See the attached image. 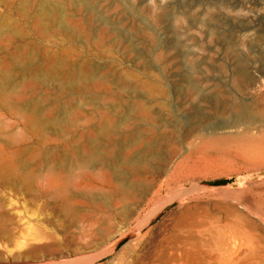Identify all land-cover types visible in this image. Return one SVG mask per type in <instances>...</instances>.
Returning a JSON list of instances; mask_svg holds the SVG:
<instances>
[{
    "label": "rangeland",
    "instance_id": "rangeland-1",
    "mask_svg": "<svg viewBox=\"0 0 264 264\" xmlns=\"http://www.w3.org/2000/svg\"><path fill=\"white\" fill-rule=\"evenodd\" d=\"M16 1L0 4L1 21L8 20L0 30V77L13 63L10 85L21 86L14 96L38 98L42 114L59 118L38 131L40 140L34 135L37 173L51 166L77 186L70 183L67 206L41 179L27 192L0 178V264H228L231 251L247 244L264 260V0H54L67 21L56 12L36 25L38 7L8 9ZM47 64L54 72L43 84L33 75ZM79 70L94 78L71 93L65 80ZM27 79L34 88L24 92ZM14 120L21 130V120L0 117L3 136ZM237 176L223 186L202 183ZM122 183L132 199L116 193ZM159 185L161 206L169 205L135 232L155 209L141 200Z\"/></svg>",
    "mask_w": 264,
    "mask_h": 264
},
{
    "label": "bare ground",
    "instance_id": "bare-ground-1",
    "mask_svg": "<svg viewBox=\"0 0 264 264\" xmlns=\"http://www.w3.org/2000/svg\"><path fill=\"white\" fill-rule=\"evenodd\" d=\"M6 1V0H5ZM19 1V3L17 2V4H19L18 6L17 5H11V4H9V7H8V9H12L14 6H16V8L17 9H14L15 11H18V13H19V11L21 12L22 10V13L24 12V10H26L28 7H30V6H32V5H34V6H36V7H38L37 8V13H36V15H35V22H34V24L35 23H40V24H44L43 22H45V21H52L55 17H57V15H59L60 16V18L61 19H63L64 18V20H65V18L67 19V17H65L66 15L64 14L65 12H64V10H63V6L62 5H60L59 3H57V2H55L54 0H36V1H33V0H22L21 2H20V0H18ZM72 1V0H71ZM80 2H83L84 4H87V0H80ZM3 3H5L4 2V0H0V4H3ZM10 3H12V2H10ZM78 3V2H77ZM88 3H90V1L88 2ZM91 4H93L92 2H91ZM89 5L88 7H87V9L89 10V11H93L94 13H95V15L96 16H98L99 17V19H100V14H99V11H98V9H96L93 5ZM75 5V4H74ZM82 5L83 4H81L80 6L82 7ZM8 6V5H7ZM87 6V5H86ZM33 7V6H32ZM97 8H98V6H96ZM29 9V8H28ZM66 10V9H65ZM56 12H58V14H56V16L54 17V15L55 14H53V13H56ZM4 13V12H3ZM3 13L1 14L0 13V30L1 29H6L7 28V23L6 22H8V20L5 18V21H1L2 19H3V17H2V15H3ZM21 13V14H22ZM26 13H27V11H26ZM25 13V14H26ZM92 13V12H91ZM5 14H7V13H5ZM24 14V15H25ZM93 14V13H92ZM103 14V13H102ZM20 15V14H19ZM23 15V16H24ZM33 15V14H32ZM26 16V15H25ZM24 16V21H26V23L28 22L31 26H32V21H31V19H30V17L29 18H27V16L25 17ZM31 16V15H30ZM64 16V17H63ZM102 16V15H101ZM21 17V16H20ZM32 17V16H31ZM87 17V16H86ZM90 17H92V16H90ZM103 17V16H102ZM88 18V17H87ZM23 19V18H22ZM59 19V18H58ZM96 19V18H95ZM102 19V18H101ZM106 19V18H105ZM11 20H13V19H10V21ZM109 20V19H108ZM67 20H65V22H66ZM87 21H89V20H87ZM101 21V20H100ZM106 20H104V22H105ZM53 22H55V21H53ZM61 22V21H60ZM60 22L58 23V24H60ZM63 22V21H62ZM65 22H63V23H65ZM83 22V21H82ZM90 22V21H89ZM91 22H93V21H91ZM99 22V21H98ZM103 22V23H104ZM25 23V22H24ZM94 23V22H93ZM113 23V22H112ZM112 23H110V25H112ZM33 24V25H34ZM48 24V23H47ZM49 24H51V23H49ZM62 24V23H61ZM89 24V23H88ZM90 24H92V23H90ZM106 24H108L107 23V21H106ZM9 25V24H8ZM36 25V24H35ZM46 25V24H45ZM86 25V24H85ZM11 26H12V24H11ZM10 26V27H11ZM31 26H29L30 28H31ZM41 27L42 26H44V25H40ZM67 26H69V25H67ZM92 26V25H91ZM41 27H39V29L41 28ZM55 27V26H54ZM61 27V26H60ZM63 27V26H62ZM35 28L37 29V27L35 26ZM8 29V28H7ZM43 29V28H42ZM47 29V28H46ZM49 29V28H48ZM64 29V28H63ZM67 29V28H66ZM18 29H16V31H17ZM41 30V29H40ZM39 30V31H40ZM4 31V30H3ZM66 31V30H65ZM6 32V31H5ZM5 32H4V34H5ZM9 31L7 30V33H8ZM15 34L18 32H15V30L13 31ZM12 32V33H13ZM45 32V31H44ZM43 32V30L41 31V34H43L44 33ZM68 32V31H67ZM72 32H73V30L71 31V35H74L75 34V32H73L74 34H72ZM23 32H21V34H22ZM25 33V32H24ZM40 33V32H39ZM66 33V32H65ZM1 34V33H0ZM4 34H2L3 36H5ZM17 34H19V33H17ZM21 34H19V35H21ZM26 34V33H25ZM47 34H48V30H47ZM50 34V33H49ZM70 34V33H69ZM8 35V34H7ZM9 35H12L11 37H13V36H15V35H13V34H10L9 33ZM19 35H18V37H19ZM27 35V34H26ZM71 35H69V36H71ZM79 35H80V32H79ZM79 35H77V36H79ZM24 36V35H23ZM0 37H1V35H0ZM17 37V38H18ZM67 37V36H66ZM22 38V37H21ZM129 39V38H128ZM19 40V39H18ZM18 40H16V41H18ZM27 40H28V38H27ZM130 40V39H129ZM79 41V40H78ZM132 41V40H131ZM31 42V41H30ZM71 42V41H70ZM22 43V42H21ZM24 44L25 43H27V42H23ZM132 43V42H131ZM16 44L17 43H15V46H16ZM30 44V43H29ZM23 45V44H22ZM9 46V45H8ZM25 46H27V44L25 45ZM25 46H22L21 48H23V47H25ZM28 47V46H27ZM17 49H18V46H17ZM27 48H25L23 51H25ZM13 51H15L14 50V48H13ZM17 51V50H16ZM15 51V52H16ZM32 51V50H31ZM18 52V51H17ZM34 52V51H33ZM20 53H24V52H21L20 51ZM4 54H5V52H4ZM8 54H10V53H8ZM21 54V55H22ZM32 54H34V53H32ZM31 54V55H32ZM15 55H18V58H17V61L15 60V57H14V55H11V59H12V56L14 57V59L13 60H15L14 62L16 63V62H18V59L20 58L19 56V53L17 54H15ZM26 55V54H25ZM5 57H6V54L4 55ZM54 56L56 57V55L54 54ZM17 57V56H16ZM28 57H31L30 55L28 56ZM47 57H49V56H47ZM58 57V56H57ZM32 58V57H31ZM31 58H29V59H31ZM6 59V58H5ZM10 59V60H11ZM33 59V58H32ZM31 59V60H32ZM12 60V61H13ZM25 60H27V59H24L23 61H25ZM53 60V59H52ZM6 61H8V59L6 60ZM11 61V62H12ZM22 61V60H21ZM46 61H48V59L46 60ZM54 62H53V65H55V58H54V60H53ZM1 64L0 65H2V67H3V64H2V62H0ZM19 63V62H18ZM45 63H47V62H45ZM51 63V62H50ZM88 63V62H87ZM92 63V62H91ZM13 64V63H12ZM11 63H7L6 62V70L4 71V72H2L3 74L1 75V77H0V110H2L3 111V114H5L6 116H10V117H12V118H15V119H19V120H21L22 121V127H21V130H17L16 128V126H15V122L16 121H18V120H14V122H12L11 123V121H10V123L8 124V122L6 123V122H4L3 123V126L5 127L6 125L8 126V130H6L7 131V133L5 132V135L3 136L2 135V131H1V124H0V178L2 179V180H4V181H7L10 185L11 184H13V186L14 185H18L19 186V184H22V185H24L25 187H26V191L27 192H30V191H32L31 189L32 188H34V187H32L33 186V184L34 183H36V182H38V181H40V179L41 180H43L44 182H45V184L47 185V190H46V193H48V191H49V189H52V188H55V193L52 195V194H50V195H52V197L54 196V198H62V200H64L65 199V202H67L66 201V199H68L69 200V198H70V196L68 195L69 194V187H70V185L73 183V185H74V187L75 186H77V182L75 183L73 180L74 179H71L72 177H71V175L70 174H68L69 176H70V178H69V176H67V175H64V173L62 172V171H60L59 170V172H62V173H60V174H58L57 172H54L52 169H50L51 168V166H49L50 168H48V167H46L47 168V170L44 172H40L42 169H40V171L37 173V171H36V169H35V167H34V165H35V150H34V135H37V139H39V136H38V131L40 132V130H43V129H47V127L50 125V124H52L53 123V121H54V124H55V121L56 120H58L59 118H57L56 119V117H55V119L52 121V120H50L49 119V117L47 116V115H45V114H42L39 110H42V104H41V102L42 101H40L38 98H34V97H32L31 98V96L30 97H26V96H28V95H26V96H24V97H21V93H16V94H21L20 96H17L16 97V94H15V96H14V94L13 93H15L16 91H18V89H19V87H21V86H16L15 85V81L12 83V84H14V85H10V79H11V74H12V72H11V70L13 69L12 67H13V65H12ZM22 64H24V62L22 63ZM28 65V64H27ZM87 65H89V63L87 64ZM20 66V65H19ZM40 66V65H39ZM45 66H47L48 67V70H47V72H45V71H41V75L40 74H34V72H33V76L35 77V78H37L35 75H38L39 77L37 78V79H39V81H41L43 84H45V83H47V81L48 80H50V77L52 76L53 77V72H54V66H52L51 67V65H50V67L48 66V64L47 65H45ZM56 66H57V64H56ZM84 66V65H83ZM34 67V66H33ZM42 67V66H41ZM46 67V68H47ZM40 68V67H39ZM2 69V68H1ZM34 69V68H33ZM36 69H37V67H36ZM60 69V68H59ZM62 69V68H61ZM24 70V69H23ZM22 70V71H23ZM30 70V69H29ZM32 70V69H31ZM35 70V69H34ZM40 70V69H39ZM78 70V69H77ZM89 70H90V68H89ZM92 70V69H91ZM0 71H2V70H0ZM75 71V70H74ZM80 71V70H79ZM93 71V70H92ZM57 72V70L55 71V75L57 74L56 73ZM94 72V71H93ZM13 73H15V71L13 72ZM18 73V72H17ZM92 73V72H91ZM91 73L90 72H88V71H80L79 73H70L69 75H68V79L67 80H65V77H64V79H62V80H65L66 82L68 81V83L69 84H71V90H70V92L71 93H74V92H82L83 91V87H85L84 85H85V83L87 82V80L89 81V77H91ZM29 74H30V72H29ZM93 75V74H92ZM16 76H17V74H16ZM26 76V75H25ZM32 76V74H30V76H29V78ZM59 75H57V77H58ZM60 76H61V74H60ZM94 76V75H93ZM92 76V77H93ZM23 78H24V80H25V78L26 77H24V76H22ZM92 77L90 78V79H92ZM96 77V76H95ZM97 77H98V75H97ZM94 78V77H93ZM37 79H36V81H37ZM21 80V79H20ZM23 80V81H24ZM33 80V82H35V83H37V84H39L38 83V81L36 82V81H34L35 79L33 78L32 79ZM32 80H30V82H28L29 80L27 79V82L25 81V83H23L22 85H24V92H29V91H31L33 88H34V84L31 82ZM22 81V80H21ZM57 80H55L54 82H56ZM92 81V80H91ZM17 82V81H16ZM53 82V83H54ZM58 82V81H57ZM66 82H62V81H60L59 82V87L60 88H65V87H67V85H69V84H66ZM36 84V85H37ZM41 84V83H40ZM40 84H39V86H40ZM58 89V88H57ZM70 89V88H69ZM85 89V88H84ZM21 90V89H20ZM68 90V89H67ZM86 90V89H85ZM60 91H61V89H60ZM64 94V93H63ZM34 95V94H33ZM141 96V95H140ZM39 98H40V96H39ZM42 100V99H41ZM139 101V100H138ZM139 103V102H138ZM145 103V102H144ZM54 104V103H53ZM67 104V103H66ZM66 104L64 105V107L66 106ZM69 104L71 105V102H69ZM141 104H143V102L141 103ZM146 104V103H145ZM58 105H60V104H58ZM138 105H140V104H138ZM143 106H145V105H143ZM244 105H242L241 107H242V112H241V115L242 116H245L246 117V115H247V111H246V113H245V110H246V107L244 106ZM247 106V105H246ZM62 107V106H61ZM67 107V106H66ZM65 107V108H66ZM139 107V106H138ZM144 108V107H143ZM247 108H248V106H247ZM57 109H58V107H57ZM67 110H68V108H66ZM139 109H142L141 108V106L139 107ZM65 110V109H64ZM67 110H66V115L68 114V112H67ZM55 111V110H54ZM2 114V113H1ZM0 114V115H1ZM3 114H2V116H3ZM47 114H49V113H47ZM62 114V113H61ZM63 115V114H62ZM2 116H0V117H2ZM248 116V115H247ZM60 118H61V115H60ZM65 119H67V118H65ZM70 119V118H69ZM68 119V120H69ZM127 119V118H126ZM6 121L8 120V118H6L5 119ZM60 120H62V119H60ZM4 121V120H3ZM69 121H71V120H69ZM123 121H124V119H123ZM61 122V121H60ZM62 122H64V121H62ZM66 122V121H65ZM117 122V121H116ZM1 123H2V121H1ZM6 123V125H4ZM16 123H18V122H16ZM70 123V122H69ZM120 124V123H119ZM53 125V124H52ZM6 126V127H7ZM53 126H55V125H53ZM104 127H108V126H104ZM3 128V127H2ZM20 128V127H19ZM18 128V129H19ZM45 129V130H46ZM103 129V128H102ZM104 129H106V128H104ZM109 131H110V129H108ZM5 131V130H4ZM44 131V130H43ZM49 131V130H48ZM45 132V131H44ZM102 132H103V130H102ZM108 132V131H107ZM111 132V131H110ZM133 132V131H132ZM135 132H138V131H134V133ZM41 133V134H40ZM39 134L42 136V132H40ZM4 134V133H3ZM136 134V133H135ZM134 134V135H135ZM138 134V133H137ZM133 135V136H134ZM132 136V135H131ZM40 138H42V137H40ZM133 138V137H132ZM131 138V139H132ZM135 138V137H134ZM130 139V138H129ZM130 139V140H131ZM40 140V139H39ZM126 140V139H125ZM133 140V139H132ZM131 140V141H132ZM36 141V140H35ZM43 141H44V138H43ZM115 141V140H114ZM45 142V141H44ZM44 142H42V144H44ZM111 142H112V140H111ZM116 142V141H115ZM118 142H120V141H118ZM93 146H96V145H93ZM97 147V146H96ZM42 148V147H41ZM94 148V147H93ZM98 148H99V146H98ZM97 148H95V151L94 152H96L97 150H96ZM94 150V149H93ZM94 152H92L91 154H92V156H93V153ZM102 152V151H101ZM134 152V151H133ZM136 152V151H135ZM146 152V151H145ZM144 152V153H145ZM97 153H98V151H97ZM104 153V152H103ZM139 153V152H138ZM137 153V155H139ZM142 153V152H141ZM102 154V153H101ZM115 154V153H114ZM145 154H147V153H145ZM95 155V154H94ZM117 155V154H116ZM130 155H131V153H130ZM91 155H90V157H92ZM98 157L100 156V155H97ZM135 156V155H134ZM141 156H142V154H141ZM145 155H143V157H144ZM96 156H94V158H95ZM103 157V156H102ZM118 156H116V158H117ZM145 157H149V156H145ZM83 157H81V159H82ZM132 158H134V157H132ZM139 158H140V156H139ZM147 158H146V160H147ZM150 158V157H149ZM86 159H87V157H86ZM118 159V158H117ZM121 159V158H120ZM145 159V158H144ZM91 160H92V158H91ZM131 160V159H130ZM130 160H129V162H130ZM138 160V159H137ZM140 160V159H139ZM142 160H143V158H142ZM83 161H85V160H83ZM83 161H80L81 162V164H82V162ZM86 161H88V160H86ZM86 161L83 163V164H86ZM93 161V160H92ZM116 161V160H115ZM120 161V160H119ZM133 161V160H132ZM131 161V162H132ZM89 162H91V161H89ZM134 162H135V160H134ZM134 162H133V164H134ZM140 162V161H139ZM142 162V161H141ZM37 163V162H36ZM92 163V162H91ZM113 163V162H112ZM116 163H117V161H116ZM116 163H113L114 165L112 166L113 167V169L115 170V171H117V172H120L121 171V169L119 170V164L117 163V165H116ZM90 164V163H89ZM88 164V165H89ZM64 165V164H63ZM63 165H61V166H63ZM92 165V164H91ZM37 166V165H36ZM48 166V165H47ZM60 167H58V169H59ZM39 169V168H38ZM57 169V168H56ZM55 169V170H56ZM63 169V167H61V170ZM236 180L237 181H240V179H239V177L237 176L236 177ZM72 182V183H71ZM2 183H4V182H2ZM71 183V184H70ZM235 183V182H234ZM37 184H39V182L37 183ZM76 184V185H75ZM41 185V184H40ZM3 187L5 186V184L4 185H2ZM12 187V186H11ZM15 187V186H14ZM20 187V186H19ZM32 187V188H31ZM45 187V186H44ZM130 185H128V184H126V183H122V184H120V185H118V186H116V193H120V194H123V196H122V198L123 199H125V200H129V199H132V194L130 193ZM41 189V188H40ZM155 189V188H154ZM45 190V189H44ZM54 191V190H53ZM18 192V191H17ZM28 194V193H27ZM46 195V194H45ZM48 195V194H47ZM73 195V194H72ZM68 196H69V198H68ZM136 196H140V195H136ZM184 196V195H183ZM137 197V198H138ZM134 198H136L135 196H134ZM170 198H173V197H170ZM185 198V197H184ZM139 199V198H138ZM142 199V198H141ZM120 200H122V199H120V198H117L116 199V204L117 203H120L119 201ZM172 200V199H171ZM170 200V201H171ZM139 201V200H138ZM146 206H150V205H152V206H154V208L152 207V209H154L153 210V212H151V213H147L145 216V219L144 220H141L137 225H136V227H135V232H141L145 227H147L164 209H165V207L167 206V205H169V203H167V204H162V206H161V185H159L157 188H156V190L154 191V193L152 194V196L151 197H147L146 199H144V200H141ZM165 201V200H164ZM69 203V201L67 202V203H65L67 206L69 205L68 204ZM140 204H142V203H140ZM139 204V205H140ZM66 206V207H67ZM70 206V205H69ZM69 209H71L70 207H68ZM67 208V210L66 211H68L69 209ZM150 211H151V209H149ZM126 212L127 213H130L131 212V209H130V207L129 208H127L126 209ZM97 234L99 233H103L102 232V230H98L97 232H96ZM133 234H128L127 236H125L124 238H126V237H128V236H132ZM124 238H122V239H124ZM121 239V240H122ZM121 240H119L116 244H114L113 245V247H112V249H108V250H106L103 254H101V256L102 257H105V256H107V255H109L112 251H114L115 249H116V246L118 245V243L121 241ZM242 251H244V255H243V257H239L238 258V261H236V257L242 252ZM174 258V257H173ZM263 255H261L260 254V251L258 250V248L256 247V246H254L253 244H247L245 247H241V248H239V249H235V250H233V251H231V253H230V255H229V263L228 264H263Z\"/></svg>",
    "mask_w": 264,
    "mask_h": 264
},
{
    "label": "water",
    "instance_id": "water-1",
    "mask_svg": "<svg viewBox=\"0 0 264 264\" xmlns=\"http://www.w3.org/2000/svg\"><path fill=\"white\" fill-rule=\"evenodd\" d=\"M259 174H264V171L260 172ZM259 174H257V175H259ZM257 175H255V176H257ZM235 181H236V177H231V178H218V179L204 180V181H202V183L206 184V185H210V186H223V185L234 183ZM129 238H131V236H128V237L122 239L118 243L116 248H118L122 243L129 240Z\"/></svg>",
    "mask_w": 264,
    "mask_h": 264
}]
</instances>
